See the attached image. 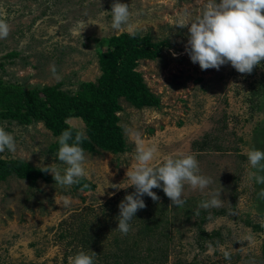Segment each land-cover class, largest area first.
Here are the masks:
<instances>
[{"label": "rangeland", "instance_id": "rangeland-1", "mask_svg": "<svg viewBox=\"0 0 264 264\" xmlns=\"http://www.w3.org/2000/svg\"><path fill=\"white\" fill-rule=\"evenodd\" d=\"M114 2L0 0V19L10 26L8 37L0 39V78L27 88L61 82L65 90L76 91L84 82H95L101 75L99 50L105 48L99 39L129 33V27L169 42L159 57L141 59L137 66L161 105L139 109L120 99L118 114L129 149L85 153L84 179L95 183L94 190L62 187L50 172L36 185L17 176L0 180V264H70L78 253L92 251L94 264H105L103 258L130 264L123 252L132 248L140 256L132 264H146L141 256H151L149 261L158 256L164 264H264V198L259 195L264 184L249 175L264 176V171L253 169L246 155L264 151V61L251 74L237 72L230 63L219 70H201L192 63L185 51L188 28L173 25L180 18L194 21L209 0H119L131 13L120 32L111 28ZM81 24H87L83 31ZM11 52L18 55L9 56ZM68 122L85 131L81 118ZM0 127L16 143V151L6 148L1 158L64 173L67 165L52 148L59 137L43 122L2 121ZM137 139L156 147L154 166L169 157L192 155L199 164L197 174L211 183L203 190L185 185L183 207L171 205L168 197L153 201L147 196L146 208L136 213L124 235L116 229L118 205L135 191L127 187L126 172L136 163ZM217 193L221 207H199ZM65 198L71 201L68 206ZM157 207L164 208L165 224L149 233L144 226ZM225 251L230 259L224 258Z\"/></svg>", "mask_w": 264, "mask_h": 264}, {"label": "clouds", "instance_id": "clouds-1", "mask_svg": "<svg viewBox=\"0 0 264 264\" xmlns=\"http://www.w3.org/2000/svg\"><path fill=\"white\" fill-rule=\"evenodd\" d=\"M111 28L117 32L123 31L129 25L130 10L126 3L116 0L112 4ZM87 24H81L83 31ZM178 28H188V41L185 51L192 63H198L201 70H219L222 65L230 63L241 74H251L253 69L264 61V0H209L203 12L194 20L189 21L180 18L173 25ZM130 36H136V32L128 28ZM10 32L8 23L0 19V39H6ZM173 56L178 54L172 52ZM51 71L56 75L53 65ZM73 128L64 130L58 138L59 149L56 156L60 162L67 165L64 173L56 167L43 165L42 172L51 173L55 184L62 187H71L79 183L80 178H86L87 172L84 167L85 150L81 147L88 137L83 131ZM70 141H72L70 143ZM10 152L16 151L14 136L0 127V152L5 149ZM157 149L155 146L145 147L143 141L137 139L136 163L126 176L130 180L127 186H133L135 191L127 194L119 203L118 229L127 235L130 231V221L139 210L146 208L144 195L153 201H159V196L153 191L154 188H162L165 195L171 200V205L183 207L185 200L182 198L185 185L191 189H205L211 178L197 174L199 164L192 155L180 158H167L161 165L154 166ZM248 161L253 169L259 168L264 171V151L249 150L246 153ZM257 183L264 184V176L251 172ZM118 184L111 187L119 190ZM88 187L87 184L84 185ZM115 193H112L114 195ZM217 193L208 201H202L199 207H221L222 201ZM264 198V190L259 193ZM71 201L63 200V205L68 206ZM80 252L70 260V264H94V256ZM224 258L230 259V253L225 251Z\"/></svg>", "mask_w": 264, "mask_h": 264}, {"label": "trees", "instance_id": "trees-1", "mask_svg": "<svg viewBox=\"0 0 264 264\" xmlns=\"http://www.w3.org/2000/svg\"><path fill=\"white\" fill-rule=\"evenodd\" d=\"M135 32L134 37L123 32L120 35L99 39L100 45L105 47L104 49L100 47L98 54L101 75L95 82L82 83L76 91L65 90L61 82L27 88L19 82L0 78V122L16 121L30 125L40 121L57 137L72 127L74 139L75 130L80 129L73 127L68 120L79 117L86 125L84 133L88 139L81 144L85 153L108 151L118 154L127 151L129 146L118 114L123 109L120 99L125 98L139 109L161 105L160 98L148 87L137 66L141 59H156L164 47L169 46L167 40L154 41L150 34H144L139 30ZM16 55L18 52L9 54ZM2 65L0 61V66ZM59 146L57 140L52 148L58 151ZM11 176L25 179L32 185H36L41 178L48 179V173L42 172L39 167L23 159L0 157V180H6ZM85 184L88 185L87 188L84 187ZM74 186L85 191L96 188L95 183L84 178H80L79 183ZM153 191L159 198L167 197L162 188H154ZM146 198L147 195L142 197L143 200ZM163 207H157L150 212L154 218L144 226L149 233L156 232L161 224H165ZM166 221L168 224V220ZM89 238L92 239V236ZM90 239L84 241L89 243ZM157 240L164 243L163 237H158ZM132 249L123 252L130 264L140 257L133 253ZM141 257L146 264H164V260L158 256H153L150 261L151 256ZM104 261L105 264H111L103 258Z\"/></svg>", "mask_w": 264, "mask_h": 264}]
</instances>
